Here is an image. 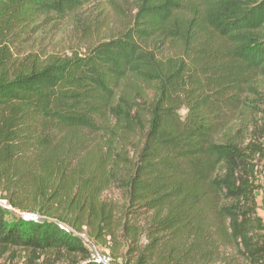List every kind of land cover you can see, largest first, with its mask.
Returning a JSON list of instances; mask_svg holds the SVG:
<instances>
[{"label":"trees","instance_id":"trees-1","mask_svg":"<svg viewBox=\"0 0 264 264\" xmlns=\"http://www.w3.org/2000/svg\"><path fill=\"white\" fill-rule=\"evenodd\" d=\"M93 2L0 0V196L40 216L0 208V250L96 264L75 235L87 227L96 241L121 233L124 264H216L228 249L264 264V127L235 120L264 80V0H136L129 26L84 54L25 49ZM94 137L104 152L83 150ZM108 184L122 210L98 221Z\"/></svg>","mask_w":264,"mask_h":264},{"label":"rangeland","instance_id":"rangeland-1","mask_svg":"<svg viewBox=\"0 0 264 264\" xmlns=\"http://www.w3.org/2000/svg\"><path fill=\"white\" fill-rule=\"evenodd\" d=\"M135 1L136 0H94L92 4L69 15L65 20L55 25H49L44 29L42 34H39L36 38L31 40L25 49L28 51V48H31L34 52H38L42 55L43 58L54 55H69L73 51L84 54L87 49L111 37L117 36L129 26L135 12ZM27 51H24V53ZM253 90L257 95L252 96L248 101L254 108H246V111H239L235 120L236 122L237 119L243 122L250 131L256 130L259 132L264 127V80L259 79L255 83ZM181 114H184V112H181ZM98 140L99 139L95 137L89 139L86 145L82 146L83 150L89 149L97 144L99 152H104L108 143L101 141L98 143ZM96 168L97 165L95 163L90 164V172L83 173L80 176V187L83 186V183H86L87 179L88 182H95L96 177H94V175ZM102 174L105 179L109 181L112 180L109 169H105ZM101 188L102 186L100 190L96 192L94 208L91 209L90 212L96 215L99 221L102 217L100 215L101 209L109 207L112 210L111 218L113 217V220L117 221L124 201L122 194L117 191L112 184H108L106 187L102 188L103 192L98 196L102 191ZM262 189L263 186H261L259 190ZM82 193L84 197L90 195L87 188L82 191ZM256 198L259 208L258 213L262 214L264 210L263 196H261L259 191L256 193ZM0 208L5 211L6 219L17 220L19 218L18 213H20V211L9 207L5 200L2 199V196H0ZM88 210L89 208L86 210V213ZM36 216L38 219L40 218L38 214H36ZM115 221L114 225H116ZM75 235L83 241L86 248L88 245L94 244L98 250L108 254L117 263H125L124 255L127 256L129 253L127 248L129 243L121 239V233H115V240L108 237L102 239V241H96L93 237V231L85 227V230L82 229L79 234ZM142 244L144 246L146 245L145 242H142ZM114 247H117L118 251H116L115 248V251L111 253V249ZM225 256L228 257H224L221 262H217L216 264H243L239 259H232V257H235L232 249H228ZM135 258L136 255H134L132 259ZM68 260H70L69 257L65 255H46L36 260L31 253L15 248H10L8 251L0 250V264H66ZM188 262V264H199L198 261L193 258Z\"/></svg>","mask_w":264,"mask_h":264},{"label":"built area","instance_id":"built-area-1","mask_svg":"<svg viewBox=\"0 0 264 264\" xmlns=\"http://www.w3.org/2000/svg\"><path fill=\"white\" fill-rule=\"evenodd\" d=\"M261 196H263L264 206V191L261 193ZM18 216L23 221H36L38 219L36 214L33 213H18ZM259 216L264 221V210L262 211V214H259ZM87 251L89 254V259L96 264H121L120 262L117 263L116 261H114L108 254H105L104 252L98 250L94 244L88 245Z\"/></svg>","mask_w":264,"mask_h":264}]
</instances>
